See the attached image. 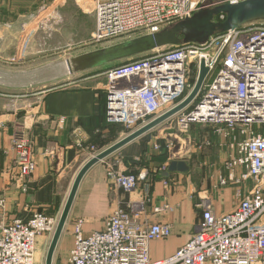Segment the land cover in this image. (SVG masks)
<instances>
[{"label":"built area","instance_id":"1","mask_svg":"<svg viewBox=\"0 0 264 264\" xmlns=\"http://www.w3.org/2000/svg\"><path fill=\"white\" fill-rule=\"evenodd\" d=\"M199 1L92 0L93 42L129 41L159 32L191 18L202 8ZM202 62L209 73L201 91L188 107L155 128L154 150L167 151L168 164L160 169L166 171L171 162L191 156L193 125L214 127L229 139L232 150L224 163L228 176L219 177V186H241L243 191L238 188L240 200L234 210L216 214L204 199L198 204L202 216L192 239L174 255L153 261L150 244L168 239L172 227L146 224L143 207L130 201L112 212L102 231L85 235L84 219L77 220L70 264H264V24H246L204 44L160 48L139 61L111 68L104 74L106 124L123 126L131 134L169 113L192 92ZM77 146L86 148L84 142ZM12 149L15 160L8 174L27 192V180L36 170L34 140L20 132ZM51 157L59 166L63 149L57 148ZM103 163L117 190L127 195L141 192L147 173L136 175L117 162ZM5 206L0 195V211ZM57 224V218L40 212L28 222L1 223L0 264H37L38 240L52 236Z\"/></svg>","mask_w":264,"mask_h":264},{"label":"crops","instance_id":"2","mask_svg":"<svg viewBox=\"0 0 264 264\" xmlns=\"http://www.w3.org/2000/svg\"><path fill=\"white\" fill-rule=\"evenodd\" d=\"M46 1L53 0H0V65L7 67L0 70V82L27 78L16 67L27 63V53L14 39L19 26ZM6 70H10V75H4ZM100 78L94 75L83 80L84 85L49 90L34 109L30 105L20 108L7 105L8 96L0 91V195L6 202L4 212L0 211V224L15 219L28 222L36 212L60 219L74 181L88 162H83L88 154L78 143L84 142L85 147L95 141L106 144V137L120 127L106 124V81L101 82ZM20 132L34 140L36 170L27 180V192L13 182L7 171L14 164L13 141ZM152 132L116 152L115 162L126 169L130 162L132 169L142 175L147 173L148 179L153 173V183L146 181L141 192L127 195L113 188L105 163L101 162L83 179L69 218L84 219V234L89 235L104 230L112 212L133 201L138 209L143 207V222L172 227L168 239L150 244L151 259L159 261L174 255L192 239L202 216L198 204L204 199L211 202L216 214L233 211L237 203L234 186L233 190L230 186H219V177L228 176L224 163L232 153L229 139L217 134L212 126L193 125L190 138L195 144L190 146L191 156L183 160L189 164L190 172L168 174L167 170H160L168 164V153L165 149L154 150L156 141ZM57 148L63 149L59 166L51 157ZM165 206L168 208L164 210ZM156 208L163 211L155 212ZM65 254L68 256V252Z\"/></svg>","mask_w":264,"mask_h":264},{"label":"rangeland","instance_id":"3","mask_svg":"<svg viewBox=\"0 0 264 264\" xmlns=\"http://www.w3.org/2000/svg\"><path fill=\"white\" fill-rule=\"evenodd\" d=\"M210 2L216 4L219 2H231V0L199 1L201 7ZM256 22L264 24V20ZM95 24L96 20L92 0H53L43 2L34 11L33 15L27 19V22H25L24 25L19 26L20 30H18L15 35L16 39L14 40L19 45L23 46V48L25 47L23 52L27 53V63L25 65H16V67L19 68L17 71L19 73L22 72L24 76L26 74L27 78L25 80H20V82H15L11 80L12 76H10L11 81L0 82V91L8 96V98H5L8 102L7 105H16L18 108L30 105L34 109L39 107L42 97L49 90L84 85L85 82H83V80L90 76L93 77L94 75H100L101 78L99 81H106L107 83L104 74L111 68L146 58L145 54L132 59L108 64L100 68L71 73L69 62L74 59L126 42L124 40H117L109 43H94L93 34L95 31ZM21 27L23 29H21ZM12 38H14V34L12 35ZM185 45L189 44H181V46ZM5 68H7L5 65H0V70L5 71ZM9 71L10 70H6L4 75H10ZM152 131L155 137L158 130L154 129ZM129 134L130 133L122 126L117 127L115 131L111 132V136L106 137L108 140L106 144H101L100 141H95L93 143L89 142L84 149V154L87 153L88 155H86L83 162L91 160L94 156L124 139ZM167 141H171L170 138H168ZM92 148H94V150H92ZM93 152H95V155ZM117 157L118 156H115L114 154L105 161L114 163ZM127 165L129 173H137V175H141L138 173V170L132 169L130 162H128ZM153 175L154 174L152 173L149 179L148 175H146L141 182V185L145 184L146 181V183H153ZM194 177L197 178L198 176L195 174ZM207 179L209 180L210 178ZM201 183L202 182H199V184ZM230 187L233 190V187ZM234 187V199L236 200V203H238L240 198L237 197V193L238 188H241V186ZM113 188L116 189L115 187ZM241 192H243L242 188ZM241 195L244 194L242 193ZM77 220L75 221L72 216L69 218L60 240L59 247L56 251L53 264H70V252L74 244V228ZM54 234L50 237L47 235L39 238L41 241L39 242L38 240L39 243H37L35 255L37 264H46V257ZM64 252H68L69 257L66 254L64 255Z\"/></svg>","mask_w":264,"mask_h":264},{"label":"water","instance_id":"4","mask_svg":"<svg viewBox=\"0 0 264 264\" xmlns=\"http://www.w3.org/2000/svg\"><path fill=\"white\" fill-rule=\"evenodd\" d=\"M264 20V0H242L239 2H210L191 18L176 22L159 32L142 35L129 41L119 43L96 52L89 53L69 62L71 73L88 71L108 64L132 59L164 47L181 44H204L211 38L234 31L246 24ZM209 70L204 62L192 92L175 109L162 117L134 131L124 139L110 146L89 160L79 171L60 217L54 237L48 250L46 264H53L60 240L67 225L72 207L81 183L87 173L97 164L103 162L126 145L148 134L175 114L188 107L201 91ZM168 174H187L190 166L185 161L170 163Z\"/></svg>","mask_w":264,"mask_h":264},{"label":"trees","instance_id":"5","mask_svg":"<svg viewBox=\"0 0 264 264\" xmlns=\"http://www.w3.org/2000/svg\"><path fill=\"white\" fill-rule=\"evenodd\" d=\"M110 127V126H109ZM120 127H122V126H120ZM162 159L164 160V159H166V156L165 155H162ZM137 174V173H136Z\"/></svg>","mask_w":264,"mask_h":264}]
</instances>
